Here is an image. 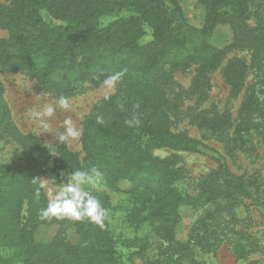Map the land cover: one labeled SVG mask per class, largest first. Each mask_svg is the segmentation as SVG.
Instances as JSON below:
<instances>
[{
    "label": "trees",
    "instance_id": "1",
    "mask_svg": "<svg viewBox=\"0 0 264 264\" xmlns=\"http://www.w3.org/2000/svg\"><path fill=\"white\" fill-rule=\"evenodd\" d=\"M198 1L206 6L202 27L187 21L180 0L0 2V26L9 32L8 37H0V74L27 71L54 96L71 97L80 83L102 80L126 69L111 99H102L84 120L82 153L55 142L51 148L57 154H53L41 137L21 132L4 100L0 82V151L6 137L17 143L21 153L19 163L0 161V262L11 263L15 256L22 264H135L132 255L136 252L127 255L125 242L119 243L113 234L111 218L116 205L111 193H124L130 205L126 216L148 222L157 232L169 228L181 204L190 202L191 194L182 184L185 174L176 167L172 155L161 159L153 154L154 149L162 148L200 152L197 141L168 126L166 110L171 107L167 89L173 70L197 64L193 86L199 88L207 83L208 72L217 68L227 53L211 42L212 29L220 22L235 26V38L247 43L252 61H264V26L245 23V18L252 15L250 0ZM125 9L131 14L100 25L102 16ZM42 10L57 22H47ZM146 36L150 39L143 41ZM239 70L236 75H228L234 93L244 77L243 69ZM256 103L254 91L245 97L247 108ZM98 115L104 117V124L96 123ZM134 115H139L141 123L129 127L125 120ZM239 118L236 130L240 135L248 129L250 115ZM233 122L224 116L211 127L219 128L223 135ZM233 135H229V142ZM93 166L106 181V189L94 193L108 210L105 228L88 222L42 221L39 211L47 201L43 195L35 197L32 180L40 179L42 171ZM225 172L223 182L231 184V192L217 182L224 174L212 181L205 176L198 185L197 199H215L217 205L216 210L208 212L204 232L208 231L214 243L222 235L241 257L245 252L230 234L233 230L221 231L217 221L229 222L227 209L233 206L227 204L230 197L234 202L243 195L259 199V183L257 179L245 181L229 170ZM123 180L129 182V188L121 187ZM43 226H56L55 234L37 238L36 232ZM71 231L78 236L76 240L69 236ZM203 236L207 246H186L181 252L177 249L178 257L173 254V246L165 245L161 253L165 264H179L182 258L186 260L181 264H200L199 258L210 251L212 244L207 234Z\"/></svg>",
    "mask_w": 264,
    "mask_h": 264
},
{
    "label": "rangeland",
    "instance_id": "2",
    "mask_svg": "<svg viewBox=\"0 0 264 264\" xmlns=\"http://www.w3.org/2000/svg\"><path fill=\"white\" fill-rule=\"evenodd\" d=\"M6 3L8 0H0ZM180 6L187 21L202 27L206 18V6L198 0H180ZM250 14L245 18V23L257 27L264 26V0H250ZM258 12V14H257ZM131 12L122 10L100 18V25L106 26L109 22L122 16H128ZM42 15L47 22H57L46 10ZM236 28L230 22L217 23L211 32V42L219 48L227 51L221 59L217 68L207 74V83L193 86L194 77L197 73V64L186 68L173 70L172 81L167 89V97L170 99V109H167L169 129L181 132L197 141L200 152L190 153L172 149L164 150L172 155L176 167L183 170L185 178L183 186L191 194L190 202L181 204L177 211V217L169 228L157 232L148 222L137 221L128 218L129 202L124 193H111L113 203L116 205L112 216V231L117 241L125 242L124 252L133 254L135 264H165V258L161 254L165 245L173 246V254L178 257V249L189 246L199 248L207 246L203 234L211 239L210 251L199 258L200 264H261L264 263V61H254L252 51L247 43L235 38ZM9 32L0 26V37H8ZM150 39L144 37L143 41ZM259 60V59H258ZM243 69V80L239 83V90L234 93L229 82L228 75H236ZM103 80V79H102ZM102 80H87L80 83L74 94L70 97L74 105L72 113H57L52 120L54 129H58L63 119L71 115L77 122L78 127L83 129V122L94 107L103 99V89L100 87ZM0 82L3 86V97L7 102L11 116L18 129L24 133H34L35 125L27 119L26 113L43 102L40 95L48 93L47 99L55 97L52 92L43 89L34 76L27 71L5 72L0 74ZM118 89L116 85L113 93ZM254 91L257 103L247 108L244 106L245 97H249ZM112 93V94H113ZM84 113V119L79 120L77 113ZM250 115L248 129L240 135L237 134L236 126L240 122V116ZM229 116L234 120V125L228 132L222 135L219 128H212L211 123L215 120ZM238 117V119H237ZM214 120V121H213ZM236 124V125H235ZM235 131V132H234ZM231 141L229 137L233 134ZM38 135V134H36ZM46 145L52 147L51 143H57L52 133H41ZM237 139L236 142H234ZM229 143V144H228ZM69 149L82 153L81 137L78 141L67 145ZM158 157V156H157ZM165 157V158H166ZM21 153L16 142L12 139L3 138L1 142L0 161L16 164L20 162ZM160 158V157H158ZM53 166V162L50 163ZM225 170L231 174L241 177L243 180L257 179L260 190V198L244 196L234 202L230 197L228 205L233 204L230 209L229 222L217 221V228L226 232L230 228V234L235 238L236 244L244 250L241 257L231 248L230 243L219 235L218 241L205 231L209 221V211L216 210L215 199L208 201L206 198L199 200L198 185L205 178L220 179L217 182L233 190L231 184L224 181ZM68 170H50L41 172L40 178H45L50 184H59L66 180L61 172ZM208 175V176H207ZM214 176V177H213ZM247 183V182H245ZM129 182L123 180L121 187L129 188ZM106 189V181L102 177L99 187L94 193ZM228 211H224L227 214ZM56 226L40 227L36 232L39 239L51 238L56 232ZM237 230V231H236ZM71 239L76 240L78 236L69 232ZM204 237V238H203ZM246 248V249H244ZM193 249L192 251H194ZM12 253V251H9ZM7 264H22L15 259ZM156 258V262L154 261ZM186 259L179 260V264ZM0 264H6L0 262Z\"/></svg>",
    "mask_w": 264,
    "mask_h": 264
},
{
    "label": "clouds",
    "instance_id": "3",
    "mask_svg": "<svg viewBox=\"0 0 264 264\" xmlns=\"http://www.w3.org/2000/svg\"><path fill=\"white\" fill-rule=\"evenodd\" d=\"M125 74L126 69L117 71L105 76L100 82L104 100L111 99L113 90ZM48 95L46 92L40 95L43 102L26 113L27 119L35 125L34 134L52 133L58 141L55 144L71 145L78 141L82 135V129L78 127L77 122L69 115L63 119L58 129H54L52 120L58 112L63 114L74 111L72 99L63 94L47 99ZM135 107L139 108V104ZM77 116L79 120H83L85 114L81 112L77 113ZM96 123L104 124V117L98 115ZM125 123L129 127L139 126L140 117L134 115L125 120ZM48 147L53 154H57L49 144ZM153 154L161 159L168 155L164 150H156ZM61 175L66 176V180H61L59 184H50L45 178L32 180V184L35 185V197L40 199L43 195L47 201L46 206L39 211V218L48 222L53 220L88 222L104 229L108 210L94 194V190L99 187L102 181V172L93 166L90 169L70 170L66 173L62 171Z\"/></svg>",
    "mask_w": 264,
    "mask_h": 264
}]
</instances>
